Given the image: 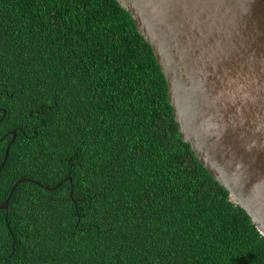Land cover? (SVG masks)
Instances as JSON below:
<instances>
[{
    "label": "trees",
    "instance_id": "16d2710c",
    "mask_svg": "<svg viewBox=\"0 0 264 264\" xmlns=\"http://www.w3.org/2000/svg\"><path fill=\"white\" fill-rule=\"evenodd\" d=\"M12 130L0 264H264L116 0H0V164Z\"/></svg>",
    "mask_w": 264,
    "mask_h": 264
},
{
    "label": "water",
    "instance_id": "95a60500",
    "mask_svg": "<svg viewBox=\"0 0 264 264\" xmlns=\"http://www.w3.org/2000/svg\"><path fill=\"white\" fill-rule=\"evenodd\" d=\"M116 1L153 49L183 141L264 233V0Z\"/></svg>",
    "mask_w": 264,
    "mask_h": 264
}]
</instances>
